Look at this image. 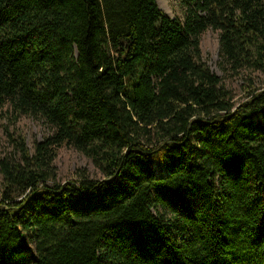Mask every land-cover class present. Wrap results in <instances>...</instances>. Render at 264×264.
<instances>
[{
	"label": "trees",
	"instance_id": "obj_1",
	"mask_svg": "<svg viewBox=\"0 0 264 264\" xmlns=\"http://www.w3.org/2000/svg\"><path fill=\"white\" fill-rule=\"evenodd\" d=\"M181 7L0 0V120L51 132L0 160V264H264V89L235 103L201 49L264 71V0ZM63 147L103 177L55 183Z\"/></svg>",
	"mask_w": 264,
	"mask_h": 264
},
{
	"label": "rangeland",
	"instance_id": "obj_2",
	"mask_svg": "<svg viewBox=\"0 0 264 264\" xmlns=\"http://www.w3.org/2000/svg\"><path fill=\"white\" fill-rule=\"evenodd\" d=\"M159 7L171 18L184 19L181 0H157ZM203 61L212 72L217 74L222 83L231 91L235 103L244 101L249 92L264 89V71H232L220 65V33L211 29L201 35ZM0 120V160H21L17 142L19 137L25 139L30 153H34L36 142L43 141L51 134L46 125L29 116L15 117V114L3 111ZM55 183H66L75 179L79 173L87 172L92 178H102L103 174L92 160L75 149L63 147L57 151L53 162ZM49 185V184H48ZM54 185V184H53ZM52 185V186H53ZM51 186V185H49ZM4 191L3 178L0 174V200Z\"/></svg>",
	"mask_w": 264,
	"mask_h": 264
}]
</instances>
